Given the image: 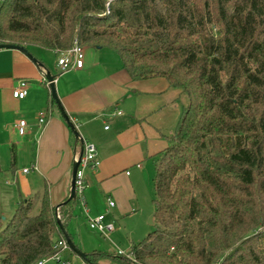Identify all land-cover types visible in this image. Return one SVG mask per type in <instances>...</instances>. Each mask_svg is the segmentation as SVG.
Here are the masks:
<instances>
[{
  "label": "trees",
  "instance_id": "trees-1",
  "mask_svg": "<svg viewBox=\"0 0 264 264\" xmlns=\"http://www.w3.org/2000/svg\"><path fill=\"white\" fill-rule=\"evenodd\" d=\"M75 42L189 99L155 157L153 231L126 254L87 252L91 263L264 264V0L0 1V43L58 55ZM78 201L21 199L0 217V264L60 252Z\"/></svg>",
  "mask_w": 264,
  "mask_h": 264
},
{
  "label": "crops",
  "instance_id": "crops-1",
  "mask_svg": "<svg viewBox=\"0 0 264 264\" xmlns=\"http://www.w3.org/2000/svg\"><path fill=\"white\" fill-rule=\"evenodd\" d=\"M5 50L0 49V144L11 146L12 154L5 166L0 162V184L5 180L17 188L11 199L18 204L48 189L54 205L65 202L74 164L89 142L97 148L99 165L86 170L84 211L88 214L92 209L99 215L105 208V213L122 215L130 210L150 166L155 169L156 155L180 123L186 103L180 89L162 77L133 79L119 55L108 48L84 47L83 67L66 72L59 70L57 62L52 70L43 55L46 49L29 48L38 63L17 49ZM48 71L55 76L57 94L75 129L53 104L50 85L44 80ZM20 80L28 81L23 99L13 96ZM42 111L46 113L43 125ZM23 119L27 124L20 134L18 123ZM109 199L115 202L113 207ZM72 240L81 249L73 235Z\"/></svg>",
  "mask_w": 264,
  "mask_h": 264
},
{
  "label": "rangeland",
  "instance_id": "rangeland-1",
  "mask_svg": "<svg viewBox=\"0 0 264 264\" xmlns=\"http://www.w3.org/2000/svg\"><path fill=\"white\" fill-rule=\"evenodd\" d=\"M5 51H7V49ZM42 51L43 55H45V59L51 63L52 70H54V65L58 57L50 50ZM182 99L187 101L185 104L188 103L189 99L186 95H184ZM1 130H3V128L0 124V133ZM1 140L0 138V141ZM11 154V146L7 148L3 144H0V162L2 167L5 164V160L10 158ZM18 161L22 162L23 160L19 159ZM22 165L23 163H20V166ZM149 170L148 174L140 183L141 185L138 187L137 200H134L131 209L122 215H113V212L106 213L105 221L107 223H114L115 230L113 232L103 234L91 229L87 216L89 214V217H96L97 212L94 211L95 213H93V210L89 209L90 212L86 214L83 209V203L79 199L75 206V215L68 225V230L74 236L75 242L79 244L84 252H93L97 250L111 255H117L119 252L126 254L131 245L138 243L153 231L154 225L150 223V218L155 210L153 203L155 191L154 177L156 174L154 165L150 166ZM2 183L3 184H0V192L2 193V198L0 197V217L6 221L10 219L17 208L18 204L10 197L11 193L14 194V190L17 188L15 189L14 186L11 188L9 185L5 184V180H3ZM2 209L3 213H1ZM100 211L105 213V208H101ZM66 260H70L71 264H80L81 261L78 255L70 252V249H65L62 252V261ZM101 262L102 264H120L111 257H106L102 259ZM45 264H61V261L58 262L57 260L51 259Z\"/></svg>",
  "mask_w": 264,
  "mask_h": 264
},
{
  "label": "built area",
  "instance_id": "built-area-1",
  "mask_svg": "<svg viewBox=\"0 0 264 264\" xmlns=\"http://www.w3.org/2000/svg\"><path fill=\"white\" fill-rule=\"evenodd\" d=\"M83 64H84V48L77 42H75L70 49L62 51L58 54L57 66L59 67V70L61 72L82 68ZM44 80L47 81L46 78H44ZM27 94H28V81L20 80L18 85L13 90V96L17 99H23L27 96ZM45 120H46V113L42 111L39 113L40 124L43 125L45 123ZM26 124L27 122L24 119L19 121L18 129L20 134H24ZM98 165H99V159H98V152L96 146L93 143H89V142L85 143L76 175V195L83 204L85 203L84 191L87 186L86 170L91 168L92 169L97 168ZM28 171H29L28 168L24 169V172H28ZM114 205L115 202L109 199V207H113ZM105 220H106V213H102L97 215L96 217H89L88 222L91 229H94L103 234L115 230L114 224L111 222L107 223ZM59 244L62 246V250L60 252L42 258L33 264H45L46 261L51 259L57 260L58 262L61 261V264H71L69 260L62 261V252L65 249H69L67 241L64 240L60 241ZM81 264H87V263L82 262Z\"/></svg>",
  "mask_w": 264,
  "mask_h": 264
},
{
  "label": "water",
  "instance_id": "water-1",
  "mask_svg": "<svg viewBox=\"0 0 264 264\" xmlns=\"http://www.w3.org/2000/svg\"><path fill=\"white\" fill-rule=\"evenodd\" d=\"M0 49H17L21 52H23L27 57H29L33 62L38 63L37 59L33 56V54L29 51V49H27L24 46L21 45H17V44H10V43H0ZM46 79L49 82L50 88H51V93H52V97L55 100L59 110L61 111L62 116L65 118V120L67 121L68 125L72 128L75 129V126L73 124V122L71 121L69 115L67 114V112L65 111L61 100L57 94V90L55 87V76L52 75L49 71L46 73ZM77 135V132H75ZM83 153V152H82ZM82 155V154H81ZM81 155L79 157V159L75 162L74 167H73V174H72V182H71V189H70V194L68 197V200H71L73 198H75L76 195V175H77V170L80 164V158ZM63 203H60L57 205V208L59 206H61ZM150 223H154V214L151 216L150 218ZM60 225L62 226V224L60 223ZM64 234L67 238V243L69 248L76 253V255H78L83 261H85V263L87 264H92L87 253H85L84 251H82L79 247H77V245L73 242V240L69 237V234L67 233V231L65 230V228H63Z\"/></svg>",
  "mask_w": 264,
  "mask_h": 264
}]
</instances>
